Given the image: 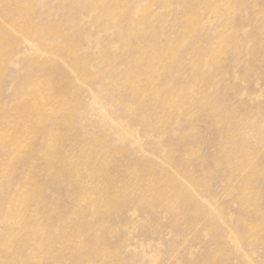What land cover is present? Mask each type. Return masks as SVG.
I'll list each match as a JSON object with an SVG mask.
<instances>
[{
    "label": "rangeland",
    "instance_id": "1",
    "mask_svg": "<svg viewBox=\"0 0 264 264\" xmlns=\"http://www.w3.org/2000/svg\"><path fill=\"white\" fill-rule=\"evenodd\" d=\"M19 1L0 264H264V0Z\"/></svg>",
    "mask_w": 264,
    "mask_h": 264
},
{
    "label": "bare ground",
    "instance_id": "2",
    "mask_svg": "<svg viewBox=\"0 0 264 264\" xmlns=\"http://www.w3.org/2000/svg\"><path fill=\"white\" fill-rule=\"evenodd\" d=\"M23 1L25 0H22V1H19L18 3V6L19 8H22L23 9V5L25 6V10L26 12L27 11H31V10H34L33 7H29L27 3H22ZM85 3H86V8H88V11L89 13H91V9H92V3H91V0H85ZM23 16V15H22ZM15 18H13V21H14ZM23 21H25L27 24L24 26L25 28H20V32L23 34V35H31L33 36L34 40H36V42L40 45V43H42V38L41 36L38 34V30L39 28L38 27H32V18H26L25 16H23ZM32 27V28H31ZM48 28V27H47ZM49 30L51 28H48ZM57 36V34H56ZM68 42V41H67ZM66 43V42H65ZM38 46L39 49H41L40 47ZM32 98H37L36 97V94H33L32 95ZM146 117V116H145Z\"/></svg>",
    "mask_w": 264,
    "mask_h": 264
}]
</instances>
